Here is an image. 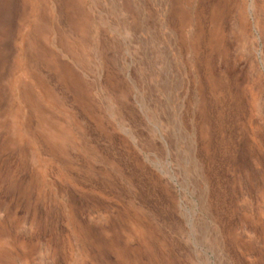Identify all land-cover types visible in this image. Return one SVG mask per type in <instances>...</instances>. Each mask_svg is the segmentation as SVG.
<instances>
[{
  "label": "rangeland",
  "instance_id": "obj_1",
  "mask_svg": "<svg viewBox=\"0 0 264 264\" xmlns=\"http://www.w3.org/2000/svg\"><path fill=\"white\" fill-rule=\"evenodd\" d=\"M0 264H264V0H0Z\"/></svg>",
  "mask_w": 264,
  "mask_h": 264
}]
</instances>
